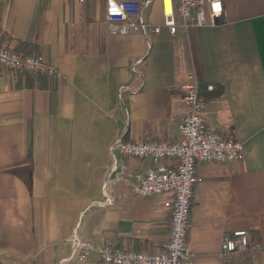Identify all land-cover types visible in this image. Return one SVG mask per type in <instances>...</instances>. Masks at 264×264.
I'll list each match as a JSON object with an SVG mask.
<instances>
[{
    "label": "crops",
    "instance_id": "obj_1",
    "mask_svg": "<svg viewBox=\"0 0 264 264\" xmlns=\"http://www.w3.org/2000/svg\"><path fill=\"white\" fill-rule=\"evenodd\" d=\"M127 1L162 22L161 0ZM220 1L214 26L146 38L110 33L105 0H0V45L61 74L0 66V264H106L69 259L73 237L160 250L171 196H142L137 175L152 161L115 143L179 141L189 75L204 128L243 144L240 160L195 163L192 264H264V0ZM235 230L248 231L249 251L222 254Z\"/></svg>",
    "mask_w": 264,
    "mask_h": 264
},
{
    "label": "built area",
    "instance_id": "obj_2",
    "mask_svg": "<svg viewBox=\"0 0 264 264\" xmlns=\"http://www.w3.org/2000/svg\"><path fill=\"white\" fill-rule=\"evenodd\" d=\"M83 2V0H78ZM161 0L162 22L153 24L144 19L137 3L127 0H105L104 17L112 34L149 33L160 35L165 28L169 36L180 27L184 30L214 26L222 15L220 0ZM0 66L11 71H23L60 80V72L40 54L12 50L0 45ZM211 89V86H209ZM185 112L178 125L180 140L117 141L121 155L145 159L152 165L137 175L138 191L144 197L170 194L164 206L170 209L168 239L155 252L122 250L109 245L96 247L90 240L73 237L69 259L80 262L90 253L106 264H192V254L186 244L189 229L190 200L194 185L200 180L195 173L197 161L233 162L243 156V144L223 139L208 131L202 123L203 103L199 84L193 75L182 85ZM170 160L164 163V160ZM247 230H235L220 240L222 254L249 251Z\"/></svg>",
    "mask_w": 264,
    "mask_h": 264
},
{
    "label": "bare ground",
    "instance_id": "obj_3",
    "mask_svg": "<svg viewBox=\"0 0 264 264\" xmlns=\"http://www.w3.org/2000/svg\"><path fill=\"white\" fill-rule=\"evenodd\" d=\"M166 8H167V10H168V3H167V0H166Z\"/></svg>",
    "mask_w": 264,
    "mask_h": 264
}]
</instances>
